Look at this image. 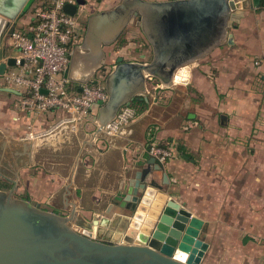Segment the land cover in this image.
Returning <instances> with one entry per match:
<instances>
[{"label":"crops","instance_id":"1","mask_svg":"<svg viewBox=\"0 0 264 264\" xmlns=\"http://www.w3.org/2000/svg\"><path fill=\"white\" fill-rule=\"evenodd\" d=\"M85 2L78 11L82 24L91 14L118 4V0ZM261 4L264 0L238 13L229 30L231 45L216 48L194 65L179 69L177 73H185L183 81L162 88L157 80L147 78L145 91L130 84V93L142 100H133L131 107L137 116L117 134L99 133L91 120L78 123L75 129L59 128L23 153L18 149L12 170L8 169L11 165H1L3 186L14 181V194L19 199L71 218L80 229L92 223L94 231L100 229L112 238L120 233L117 221L115 229L109 227L113 216L105 215L112 196L122 182L127 184L137 172L148 170L144 179L148 187L152 182L159 184L169 200L202 223L199 236L208 248L201 264H264ZM31 21L20 17L11 30H27ZM125 31L122 47L117 49L113 44L103 48L105 77L119 57L128 63H146L151 58L150 47H143V41L133 45L139 27L129 26ZM78 45L72 47L67 74L70 86L77 91L88 77L101 72ZM16 54L7 47V56ZM20 99L16 88L0 80L2 145L11 141L24 144L30 140L29 133L47 129L64 117L60 110L45 114L24 110ZM98 110L95 107L91 115ZM151 144L172 146L173 157L162 164L161 171L149 164L151 156L146 150ZM17 161L23 163L18 165ZM103 219L106 224H102Z\"/></svg>","mask_w":264,"mask_h":264},{"label":"water","instance_id":"2","mask_svg":"<svg viewBox=\"0 0 264 264\" xmlns=\"http://www.w3.org/2000/svg\"><path fill=\"white\" fill-rule=\"evenodd\" d=\"M32 1L0 0V39ZM85 4V0L66 3L63 12L76 16ZM259 4L260 0H118L112 9L88 16L78 46L88 52L98 70L105 72L103 48L115 44L125 29L135 24L150 47L151 58L146 63L117 58L102 81L108 99L87 120L106 134V125L122 107L131 106L134 99L142 100L130 93V84L145 91L148 78L170 88L179 69L194 65L216 48L231 45L229 30L238 13ZM15 61L7 56L6 48L0 76L14 68ZM96 76L94 73L81 84ZM49 136L25 140L15 147L23 153ZM149 164H155L156 171L163 169L154 157ZM147 172L142 170L129 183L122 182L112 196L105 215L113 216L109 227L115 229L117 221L120 232L112 238L100 229L94 231L92 223L80 229L71 218L16 198L15 182L11 181V189L0 190V264H201L208 248L199 236L202 223L169 200L162 186L152 182L148 187L144 181ZM163 183H167L166 175ZM106 222L103 219L102 224Z\"/></svg>","mask_w":264,"mask_h":264},{"label":"built area","instance_id":"3","mask_svg":"<svg viewBox=\"0 0 264 264\" xmlns=\"http://www.w3.org/2000/svg\"><path fill=\"white\" fill-rule=\"evenodd\" d=\"M66 3L74 0H52L49 6L39 8L32 16L27 30H13L8 47L17 52L16 66L0 76L1 83L16 88L24 110L37 114L53 110L64 112V117L42 131L29 133L30 139L40 138L58 130L63 125L75 129L108 95L102 86L103 74L96 76L79 90L70 86L66 72L70 65L72 46L81 41L85 26H80L76 16L63 12ZM136 110L122 107L116 118L106 125V135H115L136 118ZM146 152L161 164L173 157L171 144L164 147L151 144Z\"/></svg>","mask_w":264,"mask_h":264},{"label":"rangeland","instance_id":"4","mask_svg":"<svg viewBox=\"0 0 264 264\" xmlns=\"http://www.w3.org/2000/svg\"><path fill=\"white\" fill-rule=\"evenodd\" d=\"M51 1L52 0H33L32 1V3H31V5H30V7L28 8V10L26 11V13L23 15V16H21V17H23V21H27L28 22V20H31V18H32V16L35 14V12H36V10H38L39 8H45V7H47V6H49V4L51 3ZM76 17L78 18V19H80L79 17H80V15H79V13H77V15H76ZM84 18V17H83ZM84 23V22H83ZM84 26H85V23L83 24ZM136 25V24H135ZM133 26V25H132ZM137 26V25H136ZM126 31L121 35V37L118 39V41L115 43V46H116V48L118 49L119 47H122L123 46V44L124 43H126V41L124 42V41H122V37L123 36H125L126 34ZM83 37V36H82ZM142 42V43H144L145 45L143 46V47H149V45H147L146 44V40L144 39V37H143V35L141 34V32L140 31H138L137 32V35H136V38H134L133 39V42H134V46H137L138 45V43H140V42ZM111 66L110 65H108V68H110ZM99 74H102V72H98ZM99 74H97V75H99ZM1 137L2 136H0V140L2 141V139H1ZM0 141V142H1ZM2 143V142H1ZM0 143V167H1V165H11L10 167H8V169L10 170H12L13 169V158H15V154H16V152L18 151V146L17 147H15V144H17V142H14V141H11L10 143H5V145H2ZM9 158V159H8ZM18 162V165H20V164H22L23 162H19V161H17ZM8 176L9 177H11V175L10 174H8ZM4 180H2L1 178H0V188L1 187H4L3 189H5V190H2V191H8L9 189H11V187L13 186V184H12V182H8V183H10V184H7L6 186L7 187H5V186H3V182ZM7 182V181H6ZM7 189V190H6ZM14 196L16 197V198H18L15 194H14Z\"/></svg>","mask_w":264,"mask_h":264},{"label":"flooded vegetation","instance_id":"5","mask_svg":"<svg viewBox=\"0 0 264 264\" xmlns=\"http://www.w3.org/2000/svg\"><path fill=\"white\" fill-rule=\"evenodd\" d=\"M79 22H80V26H84L81 23L80 20H79ZM11 31H12L11 28H8L7 31L4 33L3 37L0 39V60H2V54H3L4 50H6V48L8 47L7 44L10 43L8 39H9V36H10ZM79 43H80V41L78 43H76L75 46L77 44H79Z\"/></svg>","mask_w":264,"mask_h":264},{"label":"bare ground","instance_id":"6","mask_svg":"<svg viewBox=\"0 0 264 264\" xmlns=\"http://www.w3.org/2000/svg\"><path fill=\"white\" fill-rule=\"evenodd\" d=\"M184 77H185V73L183 71H180L175 74L173 82L176 83V82L183 81Z\"/></svg>","mask_w":264,"mask_h":264},{"label":"trees","instance_id":"7","mask_svg":"<svg viewBox=\"0 0 264 264\" xmlns=\"http://www.w3.org/2000/svg\"><path fill=\"white\" fill-rule=\"evenodd\" d=\"M262 6H264V4H263V5L261 4V6H260V7H262ZM13 30H19V29H12V31H13Z\"/></svg>","mask_w":264,"mask_h":264}]
</instances>
